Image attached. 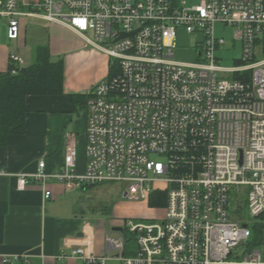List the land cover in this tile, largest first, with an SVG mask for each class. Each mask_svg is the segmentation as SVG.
I'll return each instance as SVG.
<instances>
[{
	"label": "built area",
	"instance_id": "1",
	"mask_svg": "<svg viewBox=\"0 0 264 264\" xmlns=\"http://www.w3.org/2000/svg\"><path fill=\"white\" fill-rule=\"evenodd\" d=\"M21 17L77 32L86 44L116 58L118 67L111 62L114 73L87 92L84 173L76 172L78 148L71 134L62 169L49 173L41 159L34 174L18 176L19 187L50 178L70 189L117 183L124 200L155 212L146 222L137 221L139 216L117 221L123 231L105 234L106 254H97L91 243H66L57 258L87 264L112 258L122 264H264V0L194 5L185 0H0V19L7 20L11 40L20 36ZM218 25L232 28L233 46L217 35ZM180 30L193 36L198 60L176 58ZM236 44L240 56L224 64ZM10 59L17 74L23 59L15 53ZM232 189L237 193L233 211ZM153 194L162 206H149ZM51 195L46 189L45 197ZM245 203L253 223L241 213ZM254 226L260 228L256 235ZM125 227L134 234L130 253ZM29 259L0 255L2 264Z\"/></svg>",
	"mask_w": 264,
	"mask_h": 264
},
{
	"label": "crops",
	"instance_id": "2",
	"mask_svg": "<svg viewBox=\"0 0 264 264\" xmlns=\"http://www.w3.org/2000/svg\"><path fill=\"white\" fill-rule=\"evenodd\" d=\"M41 20L43 24L38 25L32 38L27 39L24 23L19 38L11 40L7 35V20L0 19V74L14 67L10 59L13 53L23 59L20 68L34 63L36 48L41 44H48L52 59H63L65 66L64 94L28 95L26 132L11 135L6 144L0 146V168L7 172L0 175V255H30L27 263L12 264H87L79 259H58L57 256L67 249L66 243L71 247L91 243L97 254H106L105 234L109 233L106 224L87 219L84 206L77 212L79 206L71 195L73 189L67 188L64 182L50 178L43 184L30 179L22 189L18 176L34 174L41 159L46 161L47 172H59L64 165L68 135H75L77 148L83 139L86 145L85 104L75 103L67 95H87L93 84L109 76L112 60L105 52L86 44L77 32ZM42 32L48 33V42H44L46 36ZM63 32L78 38L76 43L64 46L61 42ZM86 162L87 156L82 159L78 155V174L84 173ZM46 189L52 191L49 198L45 197ZM117 221L112 222V226ZM80 232L82 236L78 235ZM110 255H117V251L110 249ZM107 264L122 263L112 258Z\"/></svg>",
	"mask_w": 264,
	"mask_h": 264
},
{
	"label": "rangeland",
	"instance_id": "3",
	"mask_svg": "<svg viewBox=\"0 0 264 264\" xmlns=\"http://www.w3.org/2000/svg\"><path fill=\"white\" fill-rule=\"evenodd\" d=\"M202 0H185L188 5L199 4ZM22 9H27L22 7ZM40 18L35 17H21L20 23L24 26L26 25V35L27 39L32 38L34 36V32L39 28V24H43ZM45 35V41L48 42V33L42 32ZM216 33L219 36H224L228 40V47L233 46L232 43V28L227 27L226 29L221 28L218 25L216 28ZM88 36L94 38L92 32H88ZM63 43L64 46L68 47L70 44L74 45L78 38L74 36L67 35V32H63ZM193 36L185 32L184 30L179 31V36L177 39V48L175 49L176 58L180 61L191 62L198 60L196 56L195 49L192 47L193 45ZM105 46H109L107 42L103 43ZM236 48L232 49V52L227 55L226 61L224 64L232 65L233 59L240 56V50L238 48V44L235 46ZM112 64L114 65V69L118 67V61L116 58H112ZM82 138V137H81ZM83 141L78 146V155L82 159H86V145ZM120 185L117 183H104L101 185H97L95 187L90 188H74L71 195L77 200V205L79 208L77 212H81L82 206H84V214L89 220H96L98 223L106 224V232H109L112 235H116V232L111 231L112 222L117 221L118 218H128V217H143L137 219V221H148L152 220L155 216V212L149 208L146 204L136 203V202H128L123 199L120 191ZM72 191V190H71ZM248 187L243 186V192L247 194ZM231 205L230 210L233 211L235 200L237 197V193L235 189L231 190ZM76 207V205H75ZM241 213L245 220L253 223L254 218L250 215L248 206L245 203L241 208ZM118 220V221H119ZM130 234H132L128 227L124 229V235L127 239L131 238ZM129 245L134 246V243H130Z\"/></svg>",
	"mask_w": 264,
	"mask_h": 264
},
{
	"label": "trees",
	"instance_id": "4",
	"mask_svg": "<svg viewBox=\"0 0 264 264\" xmlns=\"http://www.w3.org/2000/svg\"><path fill=\"white\" fill-rule=\"evenodd\" d=\"M13 67H11L12 69ZM11 69L0 74V146L6 144L11 135H20L26 132L27 108L26 97L28 95L54 96L64 94L65 66L64 60H53L50 46L41 44L36 48V60L34 63L21 67L17 74ZM114 73L110 68V75ZM68 99L75 103L86 105L87 95H67ZM96 185H85L84 188L95 187ZM153 194L149 206H162L164 202L157 199ZM260 231L257 226L253 227L256 235ZM127 239L134 243V234Z\"/></svg>",
	"mask_w": 264,
	"mask_h": 264
},
{
	"label": "water",
	"instance_id": "5",
	"mask_svg": "<svg viewBox=\"0 0 264 264\" xmlns=\"http://www.w3.org/2000/svg\"><path fill=\"white\" fill-rule=\"evenodd\" d=\"M134 33H135V31L132 32L130 35L133 36ZM124 36H127V34H126V33H123L121 37H124ZM121 37H120V38H121ZM243 226L247 227L248 224H247V223H243ZM111 231H113V232H122V231H123V228H122L121 226H112V227H111ZM82 234H83V233L80 232L78 235H79V236H82Z\"/></svg>",
	"mask_w": 264,
	"mask_h": 264
}]
</instances>
